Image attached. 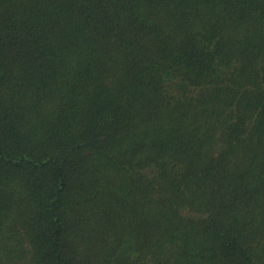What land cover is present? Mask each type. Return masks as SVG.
Instances as JSON below:
<instances>
[{
	"label": "trees",
	"instance_id": "trees-1",
	"mask_svg": "<svg viewBox=\"0 0 264 264\" xmlns=\"http://www.w3.org/2000/svg\"><path fill=\"white\" fill-rule=\"evenodd\" d=\"M0 264H264V0H0Z\"/></svg>",
	"mask_w": 264,
	"mask_h": 264
}]
</instances>
